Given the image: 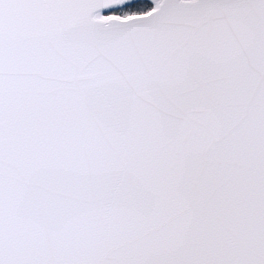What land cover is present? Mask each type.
Returning <instances> with one entry per match:
<instances>
[{"label": "snow or ice", "instance_id": "obj_1", "mask_svg": "<svg viewBox=\"0 0 264 264\" xmlns=\"http://www.w3.org/2000/svg\"><path fill=\"white\" fill-rule=\"evenodd\" d=\"M0 264H264V0H0Z\"/></svg>", "mask_w": 264, "mask_h": 264}]
</instances>
